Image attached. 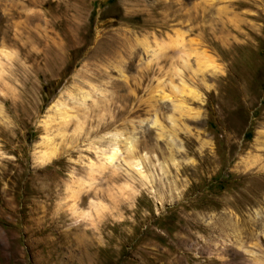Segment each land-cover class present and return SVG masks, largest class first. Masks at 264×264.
I'll list each match as a JSON object with an SVG mask.
<instances>
[{"label":"rangeland","instance_id":"obj_1","mask_svg":"<svg viewBox=\"0 0 264 264\" xmlns=\"http://www.w3.org/2000/svg\"><path fill=\"white\" fill-rule=\"evenodd\" d=\"M220 263L264 264V0H0V264Z\"/></svg>","mask_w":264,"mask_h":264},{"label":"bare ground","instance_id":"obj_2","mask_svg":"<svg viewBox=\"0 0 264 264\" xmlns=\"http://www.w3.org/2000/svg\"><path fill=\"white\" fill-rule=\"evenodd\" d=\"M19 24H17L16 26H18ZM9 42H10V44H12L13 46H15V47H19L20 49H21V46L18 44V40H17V37H12L10 40H9ZM4 43H5V41L3 40L2 41V45L4 46ZM22 46H23V43H22ZM27 51H28V49H27ZM4 54V56L6 57V56H8V54L7 53H3ZM7 59V58H6ZM8 60V59H7ZM176 89V88H175ZM130 149H127V151H129ZM112 159V157L110 156L109 158H108V160H111ZM212 259V258H211ZM212 261V260H211ZM214 262V261H213ZM221 264V263H220Z\"/></svg>","mask_w":264,"mask_h":264}]
</instances>
